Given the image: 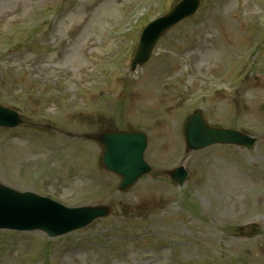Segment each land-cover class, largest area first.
<instances>
[{
    "label": "rangeland",
    "instance_id": "1",
    "mask_svg": "<svg viewBox=\"0 0 264 264\" xmlns=\"http://www.w3.org/2000/svg\"><path fill=\"white\" fill-rule=\"evenodd\" d=\"M25 0H4V1H0V11H7V8L10 7L12 4L17 3V2H24ZM129 0H124L123 4L127 3ZM246 5L247 3H243L241 7L237 6V0H227L226 2V9L229 13H233L236 11H241L242 12V16L241 17H234L236 20L232 21L233 25L231 26L233 29H239L241 32H243V30H245L247 27L246 24ZM17 6V5H14ZM21 6V5H20ZM109 7H111L110 4L108 3H104L102 4L97 10H95L92 13V16L89 19L88 25L86 26L85 30L87 31L88 34H95L94 30H99L101 28H103L109 21L111 20H115L116 17H113L110 13H109ZM1 8H4L3 10ZM22 9V7H21ZM241 14V13H240ZM22 14L21 13H14L12 15V19L15 20V18L20 17ZM74 18L72 19V21L76 22L78 21V19H80L82 16H73ZM196 31L200 30V26L195 27ZM241 32H239L238 34H241ZM93 38V37H91ZM82 38H80L79 40H81ZM76 59V58H74ZM79 60H81V57L79 58ZM22 57L18 56L16 58H14L11 62H15L17 64V67H15V74L11 75L14 77H20V76H28L25 75L23 73H21L23 71V67L25 65L21 64L22 63ZM7 76H2L0 78V96H6L7 93L9 92H18V90L20 88H30L32 86L35 87V85L29 84V83H24V82H20L21 84H14L12 85V89L7 87L6 84L2 83L3 78H6ZM156 86L152 87V88H144L137 96H136V101L139 104H145V105H150V106H157L160 107L162 103L166 102L167 100H169L170 98L173 97L172 93H163V89H162V85H161V79L157 76L156 77ZM26 80H28V77H25ZM33 87V88H34ZM37 89V88H36ZM262 88H260V86L257 87H253V90H251L250 92L253 94L258 95V93L260 92ZM165 98L166 101L160 102V98ZM249 97V93L247 92L246 98ZM250 102V101H246ZM37 112V111H35ZM243 115L245 116V118L252 124H254V120L256 119V117H258V113H257V109L256 107L254 109H250L248 106V109L242 112ZM134 114V113H131ZM237 117H241V116H237V113L234 114V116H232V114L228 117V118H222L225 119V121L229 124L232 125L235 123L236 118ZM259 118V117H258ZM164 131H172L173 130V123L171 122H167L165 124V127L163 128ZM165 137L167 136V133L165 132ZM236 150V149H234ZM238 152H243L241 150H237ZM48 153L47 150L43 149V148H37V155L38 154H46ZM35 153L34 150L33 152H25L23 153V158H29V157H35ZM217 155H219L221 157V161L217 164V171L215 170V166H216V158L215 161L211 164L210 166V171H209V175H211L208 178V182L206 181L202 187L200 188V190H198L196 193H194L191 196V199L194 200V202L198 205V206H202L201 210L195 209L193 211V215L195 217V219L201 220L204 219L207 221L208 216L210 217V220L212 221V223H216V224H222L225 221L231 220V218L235 217L237 214L234 213V211L230 212L231 210V206H236L237 202L240 200L241 203L244 202L243 199V190L244 188L251 184L249 182H245L244 184L237 186L235 188L232 189H228V193L225 194H217L215 190H217V187L214 186V182L217 180V173H218V177L219 179L222 178H226V179H230V176L236 175L238 177H241L240 173L238 172V169L235 167L233 162H230L228 157L224 156L223 154L217 153ZM159 157L162 158V161H164L165 163L168 161V156L169 154H164V155H158ZM256 156H258L257 151H255V154L253 155V158H256ZM11 162L10 166V170L13 172H20L21 169L23 168V166L21 165H16L13 162H15V160H6ZM218 165L220 167H218ZM64 177H60L57 176V179L59 180V182L62 184H64L63 181ZM207 183V184H206ZM141 188V187H140ZM215 189V190H214ZM210 193V194H209ZM256 195H258V193H255ZM199 204H198V202ZM245 203V202H244ZM260 204L261 206L264 208V197H262L260 199ZM210 206V212L207 214L206 213V207ZM250 205L252 206V202L250 201ZM245 209V206H244ZM239 213V212H238ZM256 214H261V212H257L255 213L252 209L249 210L248 212V216H252V215H256ZM93 233L95 232L94 230L92 231ZM205 236H209V235H205ZM224 248H227V245L223 244V243H217L214 241H211L210 244H203L202 245V254L203 255H212V254H216L218 252L223 251ZM83 256V263L84 264H102L101 258H100V252L98 253V255L93 256L91 253H85V254H80ZM74 256H71V259L68 260L65 264H74L72 262V258ZM92 261V263L90 262ZM100 261V262H98ZM106 263H111V264H125L122 262H106Z\"/></svg>",
    "mask_w": 264,
    "mask_h": 264
}]
</instances>
